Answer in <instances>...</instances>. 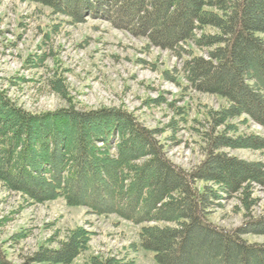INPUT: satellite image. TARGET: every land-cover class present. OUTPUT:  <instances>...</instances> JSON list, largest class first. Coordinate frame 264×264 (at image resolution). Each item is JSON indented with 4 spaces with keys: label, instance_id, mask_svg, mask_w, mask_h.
Segmentation results:
<instances>
[{
    "label": "trees",
    "instance_id": "trees-1",
    "mask_svg": "<svg viewBox=\"0 0 264 264\" xmlns=\"http://www.w3.org/2000/svg\"><path fill=\"white\" fill-rule=\"evenodd\" d=\"M29 1L71 24L103 20L146 39L148 47L178 55L189 44L207 50V58L184 62V78L190 89L228 106L204 114L211 128L204 134L206 157L186 171L167 158L155 132L124 109L86 111L71 104L32 114L0 90V183L32 203L61 199L139 226L138 247L156 264H264V243L242 238L256 234L264 219L233 230L207 221L220 193H239L248 210L251 184L264 186V163L219 152L264 150V138L238 130L243 116L264 128V0ZM87 236L73 231L58 248H43L22 264H71L86 250ZM0 264H13L1 246ZM89 264L132 262L91 257Z\"/></svg>",
    "mask_w": 264,
    "mask_h": 264
},
{
    "label": "rangeland",
    "instance_id": "rangeland-1",
    "mask_svg": "<svg viewBox=\"0 0 264 264\" xmlns=\"http://www.w3.org/2000/svg\"><path fill=\"white\" fill-rule=\"evenodd\" d=\"M68 20L29 0H0V90L32 114L71 104L86 111L124 109L155 132L172 163L186 171L198 166L206 157L204 134L211 130L204 114L228 106L217 96L190 89L184 78V62L197 55L207 58V50L189 44L178 55L148 47L146 39L103 20L86 18L77 24ZM243 117L246 124H239V132L264 138V128ZM219 152L264 163V150L223 148ZM250 191L254 206L248 210L239 193H220L207 221L233 230L263 220L264 186L251 184ZM261 228L242 238L263 244ZM76 230L87 233L88 241L71 264H89L91 257L156 264L151 253L138 247L139 226L116 215L68 206L61 199L32 203L0 183V246L9 262L22 264L43 248H58Z\"/></svg>",
    "mask_w": 264,
    "mask_h": 264
}]
</instances>
